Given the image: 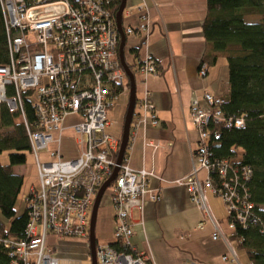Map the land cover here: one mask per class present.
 Listing matches in <instances>:
<instances>
[{
    "label": "built area",
    "instance_id": "built-area-1",
    "mask_svg": "<svg viewBox=\"0 0 264 264\" xmlns=\"http://www.w3.org/2000/svg\"><path fill=\"white\" fill-rule=\"evenodd\" d=\"M113 1L0 0L10 54L9 64L0 65V103L20 114L38 172L37 186H30L25 199L28 216L25 237L1 241L9 251L10 264H58L47 248L48 237L89 238L96 195L110 177L120 147L119 141L106 132L107 114L119 96L129 92L118 55V30L110 9ZM138 9V26L127 27L124 34L143 36L144 53L132 73L145 80L156 72V61L147 51L150 17L145 6ZM199 75H205L204 69ZM24 101L36 117L33 126L26 119ZM202 101L203 105L193 98L189 105L190 119L197 131L194 164L191 172L175 184L185 187L190 200L205 211L214 228L213 239L225 240L210 216L206 191L220 197L228 217L234 212L233 218L239 223H244V217L236 211L238 201L233 200L237 197L232 188L235 180L225 179L226 162L216 167L221 186L213 184L205 127L212 120L229 128L233 119L226 118L221 110L223 97L204 93ZM136 107V127L158 124L147 89L136 99ZM234 123L236 127H244L242 118ZM66 130L74 132L80 147L78 156L69 160L60 152L61 137ZM42 151L47 161L39 160ZM200 172H204V178L199 177ZM152 176V172L143 169L133 170L123 156L110 184L115 215L113 235L119 247L96 245V264H155L147 254L134 251L129 244L133 235L131 213L141 205L146 182ZM233 227V222H229L228 228ZM230 255L235 259L232 251Z\"/></svg>",
    "mask_w": 264,
    "mask_h": 264
},
{
    "label": "crops",
    "instance_id": "crops-1",
    "mask_svg": "<svg viewBox=\"0 0 264 264\" xmlns=\"http://www.w3.org/2000/svg\"><path fill=\"white\" fill-rule=\"evenodd\" d=\"M142 6L146 7L150 17L147 51L156 61V72L145 80L135 77V106L124 155L133 170L143 169L152 172L153 176L146 182L141 205L131 213L133 235L129 238L130 247L147 254L155 264H245L246 257L230 239L228 226L222 228L220 220L207 205L225 240L213 239L214 228L205 211L190 200L185 187L175 184L193 167L192 150L197 131L189 115L190 101L197 98L203 105L204 93L221 97L228 93V71L223 59L211 67L204 65L205 75H199V65L205 53L202 24L206 0H126L122 13L123 31L127 27L138 26V8ZM142 38L139 33L125 36L124 58L131 72L135 71L138 63V58L131 51L141 46ZM143 53L141 46L138 54L141 56ZM127 82L129 84L128 78ZM144 89L151 94L159 120L156 126H135L136 99ZM127 105L128 101L123 120ZM123 132L124 121L121 136L115 138L120 145ZM1 155L0 163L7 165L8 162H2ZM17 167L12 168L13 173L23 177L17 172ZM198 175L205 177L204 172ZM110 191L111 188L105 191L97 210L94 226L96 245L116 244ZM66 239L47 238V248L57 258L58 264H91L88 239ZM231 251L235 259L231 257ZM223 257L228 260H223Z\"/></svg>",
    "mask_w": 264,
    "mask_h": 264
},
{
    "label": "trees",
    "instance_id": "trees-1",
    "mask_svg": "<svg viewBox=\"0 0 264 264\" xmlns=\"http://www.w3.org/2000/svg\"><path fill=\"white\" fill-rule=\"evenodd\" d=\"M120 2L114 0L110 5L112 16L116 15ZM252 14L261 18L255 22L246 21L245 16ZM202 32L205 53L199 72L204 65L211 67L218 60H224L228 71V93L223 97L221 110L226 118L233 119L229 128L212 120L205 127L209 136L206 152L213 165L210 177L213 184L220 187L222 180L216 167L222 162L227 163L225 179L235 180L232 188L237 197L233 200L238 201L236 211L244 217V223H239L233 218L234 212L226 216L228 223L234 224L230 239L235 242L236 249L243 252L247 262L264 264V0H206ZM118 36L120 44L119 32ZM140 49L141 46L131 51L138 58L137 62L141 57ZM9 61L0 5V65H7ZM8 91L12 90L9 88ZM23 110L28 123L33 126L36 117L25 101ZM238 118L243 119V128L235 126L234 120ZM3 152H8V164L0 163V264H10L9 251L1 241L23 239L28 222L26 211L16 215L15 205L23 177L14 174L12 168L23 165L25 153H31V149L20 114L1 102L0 155ZM113 246L119 247L117 243Z\"/></svg>",
    "mask_w": 264,
    "mask_h": 264
},
{
    "label": "rangeland",
    "instance_id": "rangeland-1",
    "mask_svg": "<svg viewBox=\"0 0 264 264\" xmlns=\"http://www.w3.org/2000/svg\"><path fill=\"white\" fill-rule=\"evenodd\" d=\"M261 17L259 15H247L245 16V20L248 22L258 21ZM222 60V59H221ZM124 79L127 81V76H124ZM129 94L123 93L122 97L119 99V102L116 103L115 106L109 109L108 111V121L110 126L107 127L106 132L108 135L113 136L114 138H119L122 133V124L123 117L126 108V101H128ZM50 150H52V146H50ZM80 150L79 145L75 142V135L72 130H66L63 132L61 137L60 144V152L63 155L64 159H74L78 156V152ZM26 161L23 165L17 167V172L22 173L23 175V184L18 196L15 210L16 215L22 214L26 209V197L29 193V189L31 185L37 186L38 183V172L36 161L33 155L26 152ZM1 160L3 163L8 162V152H3L1 155ZM39 160L47 161L46 154L42 151L39 152L38 156ZM110 190V187L107 191ZM206 203L211 211V213L220 220V225L222 228H227L228 220L227 210L224 203L219 199V197L212 196L209 191H206ZM67 239H65L66 241ZM70 240V239H69ZM242 254V253H241ZM88 264V263H84Z\"/></svg>",
    "mask_w": 264,
    "mask_h": 264
},
{
    "label": "water",
    "instance_id": "water-1",
    "mask_svg": "<svg viewBox=\"0 0 264 264\" xmlns=\"http://www.w3.org/2000/svg\"><path fill=\"white\" fill-rule=\"evenodd\" d=\"M125 3H126V0H121L118 11L115 15V21H116L117 30L120 34V44H119V53H118L119 60L125 72V75L127 76L129 80V99H128L125 120H124V132L122 135V143L120 145L117 158L115 160V167L113 168V171L110 177L100 187L96 195L92 210H91L90 223H89V238H88L90 256H91V264H96V258H95L96 243H95V235H94V226H95L97 210H98L101 198L103 197L105 191L109 188L111 182L115 179L118 173L119 165L121 164L125 150L127 149V145L129 141L130 124H131V120H132V116L134 112V106H135V91H136L135 77L133 73L131 72V70L128 68L125 62V58H124L125 36L122 30V13H123V10L125 9Z\"/></svg>",
    "mask_w": 264,
    "mask_h": 264
}]
</instances>
